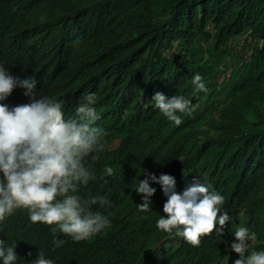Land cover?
<instances>
[{
	"label": "trees",
	"instance_id": "obj_1",
	"mask_svg": "<svg viewBox=\"0 0 264 264\" xmlns=\"http://www.w3.org/2000/svg\"><path fill=\"white\" fill-rule=\"evenodd\" d=\"M60 30L70 33L57 42L53 34ZM4 38L8 44L19 40L44 62L47 51L54 59L61 55L64 65L93 69L76 81L79 70L57 90L69 111L80 104L73 88L82 98L97 97L93 107L106 133L105 153L92 162L95 179L78 195L109 200L110 207L96 204L91 211L110 223L105 236L84 241L56 234L66 242L55 250L51 229L56 225H49L52 237L41 250L53 264H234L239 254L230 244L239 227L256 233L249 253L264 251V0H0V44ZM234 42L240 45L237 52ZM15 62L24 69L19 58ZM195 74L202 76L207 93L194 94ZM156 92L184 96L191 101V115L178 113V126L167 120L149 103ZM116 149L134 171L161 164L175 177L178 192L195 176L222 195V210L231 217L223 235L201 237L193 247L157 229L167 198L152 196L151 209L138 211L143 201L134 198L131 182L105 172L123 169L125 160L114 156ZM104 157L113 158L106 164ZM28 218L15 210L2 226L7 246L47 235ZM35 249L37 243L31 252Z\"/></svg>",
	"mask_w": 264,
	"mask_h": 264
},
{
	"label": "clouds",
	"instance_id": "obj_2",
	"mask_svg": "<svg viewBox=\"0 0 264 264\" xmlns=\"http://www.w3.org/2000/svg\"><path fill=\"white\" fill-rule=\"evenodd\" d=\"M68 33V30H60L53 36L58 42V37ZM8 41L4 38L0 44V173L3 174L0 179V264H53V258L41 250L52 237L47 231L49 225H56L51 229L53 250L66 242L57 239L56 234L61 236L63 233L79 242L107 233L104 228L110 223L108 217L99 211H91V206L110 207V201L101 196L82 199L78 195L81 187L95 179L92 162L105 153L103 137L106 133L99 124L101 117L93 107L97 101L94 93L82 98L78 89L73 88V95L80 104L70 111L58 99L57 88L63 81L79 70L76 81H80L92 68L64 65L61 55L54 59L47 51V62H44L19 40L13 39L9 44ZM16 57L24 69L17 65ZM87 63L90 64L89 60ZM97 79L105 80L100 76ZM192 84L194 94L208 92L201 75L195 74ZM51 85L53 92L44 90ZM149 103L177 126L182 123L178 113L189 116L192 113L191 101L184 96L169 98L156 92ZM132 129H137L136 122L132 123ZM133 131L129 130L130 136ZM107 150L111 152L112 148L109 146ZM114 156L125 160L123 169L106 168L105 172L122 175L124 181L131 182L134 198L143 201L137 205L138 211L151 209L152 196L167 198L163 205L166 215L157 220V229L181 237L193 247H199L201 237L214 232L223 235L231 217L222 210L224 197L218 192L210 191L195 176L186 182L182 192H178L175 177L165 174L161 164L153 163L134 171L117 149ZM111 158L104 157L106 164ZM15 210L29 214V223L46 231L47 235L38 236L28 245L7 246L2 240V226L10 221ZM232 235L234 240L230 248L239 254L234 264H264V251L249 253V241L256 240L255 232L239 227ZM36 243L40 250L31 252Z\"/></svg>",
	"mask_w": 264,
	"mask_h": 264
},
{
	"label": "rangeland",
	"instance_id": "obj_3",
	"mask_svg": "<svg viewBox=\"0 0 264 264\" xmlns=\"http://www.w3.org/2000/svg\"><path fill=\"white\" fill-rule=\"evenodd\" d=\"M233 46L235 47V51L237 52V51L239 50V46H240V45H239L237 42H234V43H233ZM237 62H238V60H235V61H233V62H230V64H229V67H230V68L228 69L227 74H226L227 76L230 75L232 69L235 68ZM226 75H225V76H226ZM223 79H224V75H223V74H222L221 76L217 77V79H216V81H217V83H218V88H217V89L220 88L219 86H220V84H222Z\"/></svg>",
	"mask_w": 264,
	"mask_h": 264
},
{
	"label": "bare ground",
	"instance_id": "obj_4",
	"mask_svg": "<svg viewBox=\"0 0 264 264\" xmlns=\"http://www.w3.org/2000/svg\"><path fill=\"white\" fill-rule=\"evenodd\" d=\"M47 258V257H46ZM48 259V258H47Z\"/></svg>",
	"mask_w": 264,
	"mask_h": 264
}]
</instances>
